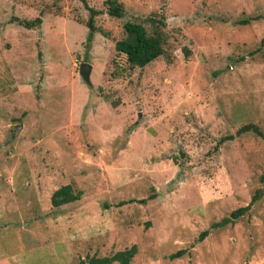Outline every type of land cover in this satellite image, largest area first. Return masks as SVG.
Returning <instances> with one entry per match:
<instances>
[{
  "label": "rangeland",
  "instance_id": "obj_1",
  "mask_svg": "<svg viewBox=\"0 0 264 264\" xmlns=\"http://www.w3.org/2000/svg\"><path fill=\"white\" fill-rule=\"evenodd\" d=\"M117 1L119 18L85 0L103 32L86 42L79 0H0V264L131 244L127 264H264V136L234 135L264 131V0ZM160 15L163 54L130 66L113 49L122 23L148 34ZM35 16L31 29L13 20ZM63 184L79 198L53 207ZM257 187L242 215L210 227Z\"/></svg>",
  "mask_w": 264,
  "mask_h": 264
},
{
  "label": "trees",
  "instance_id": "obj_2",
  "mask_svg": "<svg viewBox=\"0 0 264 264\" xmlns=\"http://www.w3.org/2000/svg\"><path fill=\"white\" fill-rule=\"evenodd\" d=\"M82 7L87 11V17L83 22L86 27L85 41L88 42L94 31L101 30L94 25V17L100 12V9H94L85 3V0H79ZM104 12L110 17L119 18L122 15L123 9L121 3L117 0H103ZM261 14L256 15L252 19L260 17ZM17 25L31 29L37 26L40 22L39 16H35L32 19H18L13 18ZM148 22L150 25L151 32L146 33L143 26L137 22L125 21L122 23L123 36L113 42V49L115 52L120 53L124 56L126 63L130 66L142 67L146 63L155 59L163 54V43L165 41L164 32V22L160 17L153 18L149 17ZM247 21L241 19V23H246ZM188 50L183 49L182 54L187 55ZM112 104V102H110ZM252 132L255 135L262 137L264 136V131H261L255 124L250 122L240 125L235 131L234 135H238L244 132ZM232 136L228 135V138ZM259 182L264 181V170L258 175ZM262 193L261 188L257 187L253 190L250 195L249 201L246 205L232 209L227 216L221 217L219 220L212 222L210 224L211 228L221 227L227 223H231L235 218L242 215L249 206L257 199L260 198ZM80 191L72 190L69 184H63L51 191L49 196V203L51 206L56 207L64 203L74 201L79 198ZM148 198L153 197L152 194L147 196ZM126 201H132L128 199ZM138 202H143L144 199H138ZM123 203V202H122ZM207 233V230H202L198 234V240H201ZM136 252V246L131 244L127 248L122 250H117L109 256H86L84 260H79L75 264H127L131 257ZM183 250L178 249L167 255L168 259H173L182 254Z\"/></svg>",
  "mask_w": 264,
  "mask_h": 264
},
{
  "label": "water",
  "instance_id": "obj_3",
  "mask_svg": "<svg viewBox=\"0 0 264 264\" xmlns=\"http://www.w3.org/2000/svg\"><path fill=\"white\" fill-rule=\"evenodd\" d=\"M90 71V64L86 62H79L77 65V72L78 76L80 79L83 81V83L87 84L89 79H88V74ZM15 127H19V125H16ZM178 157H181L182 153L177 152Z\"/></svg>",
  "mask_w": 264,
  "mask_h": 264
}]
</instances>
